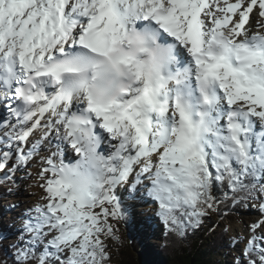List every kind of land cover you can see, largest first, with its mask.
Segmentation results:
<instances>
[{"label":"snow or ice","instance_id":"6c2138e0","mask_svg":"<svg viewBox=\"0 0 264 264\" xmlns=\"http://www.w3.org/2000/svg\"><path fill=\"white\" fill-rule=\"evenodd\" d=\"M0 104V181L73 152L42 157L10 264H111L129 201L185 236L221 191L258 201L235 264H264V0H0Z\"/></svg>","mask_w":264,"mask_h":264},{"label":"trees","instance_id":"16d2710c","mask_svg":"<svg viewBox=\"0 0 264 264\" xmlns=\"http://www.w3.org/2000/svg\"><path fill=\"white\" fill-rule=\"evenodd\" d=\"M11 178L2 180V186L8 187ZM15 185L10 186V190H14ZM223 200L219 204V212L211 213L204 217L198 228H187L186 235L180 236L176 233H169L164 225L159 222L157 217V209L151 216L142 217L139 221H135V214L131 212L125 220L113 222L116 228L115 237L111 241H106L111 248L110 255L112 257L111 264H220L217 259L221 258V252L224 249L227 252H234L233 247L238 240L232 237L226 230L213 232L210 229L219 218L236 219L235 212L242 210L252 202H258L255 199L239 200L231 202L228 197L223 196L222 191L214 193ZM150 202L143 200L138 202ZM136 202V201H135ZM129 201V204H135ZM0 205V209H9L10 204ZM156 221L159 226V233L155 235L158 242L156 248L147 249L145 242L149 238L148 227L152 221ZM12 239L11 235L3 234L0 231V264H10L9 256L13 255L12 245L18 241V235L12 245L7 242ZM149 250V251H148ZM238 256L235 255L234 260ZM113 258L116 262L113 261ZM222 264H230L224 260Z\"/></svg>","mask_w":264,"mask_h":264},{"label":"rangeland","instance_id":"374dc122","mask_svg":"<svg viewBox=\"0 0 264 264\" xmlns=\"http://www.w3.org/2000/svg\"><path fill=\"white\" fill-rule=\"evenodd\" d=\"M255 15V14H254ZM255 19L259 21V17L255 15ZM255 28V26L253 27ZM7 110L4 108L2 104H0V122L5 121L7 115ZM37 132V131H36ZM39 138V134L35 133L31 138L33 142ZM58 141L55 140L53 143L49 144V148L46 143L42 144L41 149L38 154L34 155L28 162L26 168H21L19 171H13L10 175V185L8 187L2 186L0 187V205L5 207L4 204H10L9 209L3 210L0 213V231L3 234L11 235L12 239H10L7 244L12 245L15 242V238L18 235L19 229L21 228V215L29 214V210L33 209L35 206L43 204L44 201L41 199L43 192L38 184L40 181L36 179V174L40 171L42 167V157L45 155H51L53 151H56V145ZM45 146V147H44ZM31 147V145H29ZM45 148V149H43ZM70 159L73 158L72 150L69 151ZM3 174L0 173V176ZM14 181V182H13ZM15 185L14 190H10V186ZM1 186V185H0ZM135 214V221H139L142 217L151 216L153 211L157 209L154 203L150 202H138L132 204ZM14 206V207H13ZM236 219L230 220L227 218H219L216 220V223L213 225V228L210 229L213 232H218L222 230H226L227 232L235 237L238 242L233 247L234 252H227L224 249L221 252V258H218L217 261L222 264L224 260L230 264H235V255L239 256L240 252L243 248V244L241 241H244L249 235V226L255 223L260 219V213L258 211V202H252L248 205V207L237 210L235 212ZM149 232V238L145 242L147 245V249L156 248L157 241L155 240V235L159 233V226L156 221H152V224L147 228ZM264 232V229H260L257 231V234H261ZM151 244V245H150ZM149 251V250H148ZM113 261L115 259L113 258Z\"/></svg>","mask_w":264,"mask_h":264},{"label":"bare ground","instance_id":"6f19581e","mask_svg":"<svg viewBox=\"0 0 264 264\" xmlns=\"http://www.w3.org/2000/svg\"><path fill=\"white\" fill-rule=\"evenodd\" d=\"M257 22H258V20H256L255 19V15L253 14V17H252V19H251V25H252V27H254L256 24H257ZM8 118V116L6 117V119ZM37 134H39V136H40V132H39V130H37V132H36ZM57 141H58V144L60 145V148L62 149V150H64L65 151V155L69 158L70 157V153H69V151L71 150L70 148H66V146L64 145V144H62L58 139H57ZM47 145H46V148H47V146H48V148H49V144L48 143H46ZM40 147H42V146H40ZM45 147V146H44ZM47 148V149H48ZM43 149H45V148H43ZM46 150V149H45Z\"/></svg>","mask_w":264,"mask_h":264}]
</instances>
